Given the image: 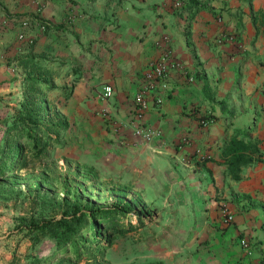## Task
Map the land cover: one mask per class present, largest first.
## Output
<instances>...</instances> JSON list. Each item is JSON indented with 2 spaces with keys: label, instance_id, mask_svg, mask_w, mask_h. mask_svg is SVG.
Segmentation results:
<instances>
[{
  "label": "crops",
  "instance_id": "crops-1",
  "mask_svg": "<svg viewBox=\"0 0 264 264\" xmlns=\"http://www.w3.org/2000/svg\"><path fill=\"white\" fill-rule=\"evenodd\" d=\"M244 3L0 0V110L21 100L27 78L48 81L51 121L81 126L72 131L81 154L170 209L161 218L173 223L166 231L176 246L163 264L264 262V27L251 23ZM27 17L47 25L25 32L29 46L17 39ZM166 51L182 71L169 69L167 90L145 95L141 122L158 132L145 143L133 134V97ZM204 117L212 124L201 126ZM233 136L257 149L237 181L221 156ZM175 206L184 211L172 213ZM242 237L251 247L245 257Z\"/></svg>",
  "mask_w": 264,
  "mask_h": 264
},
{
  "label": "rangeland",
  "instance_id": "rangeland-1",
  "mask_svg": "<svg viewBox=\"0 0 264 264\" xmlns=\"http://www.w3.org/2000/svg\"><path fill=\"white\" fill-rule=\"evenodd\" d=\"M244 4L249 7L246 1ZM253 9L259 17L260 11L264 12V0H251L249 12L252 13ZM27 94L25 87V95L21 96L19 102L10 106L5 104L0 110V149L4 148L3 132L11 124L15 113L20 111V103ZM48 97L45 93L39 101L43 108L37 107L36 110L41 117L51 121L56 113ZM57 120L60 118L57 117ZM70 126L59 134L57 143L49 142L48 151L40 159L25 144L13 146V149L21 148L20 169L0 176V264L167 263L165 257L176 245L175 239L167 236L166 231L168 225L173 223L165 221L161 214L169 213L170 209L152 203L158 198L161 201V197L154 196L152 192L148 197L142 196L129 180L113 178L103 165L102 168L93 166L80 152L82 141L75 140L72 133L73 129L78 132L81 126L74 123ZM117 191L141 199L147 217L144 219L146 224L125 235H116L111 247L102 254L94 251L89 258L81 256L75 259L71 252L59 257L49 237L42 236L35 244L30 238L33 237L28 234L31 222L40 224L59 219L72 208L73 203L83 211L110 206L115 199L113 193ZM176 209L184 211L182 206H175L172 213H177ZM221 211L222 214L226 213L224 206ZM130 217L131 222L136 223L135 217ZM122 224H125V220Z\"/></svg>",
  "mask_w": 264,
  "mask_h": 264
},
{
  "label": "trees",
  "instance_id": "trees-1",
  "mask_svg": "<svg viewBox=\"0 0 264 264\" xmlns=\"http://www.w3.org/2000/svg\"><path fill=\"white\" fill-rule=\"evenodd\" d=\"M241 1H246L251 9V0ZM192 5H197V2H193ZM255 13H251V23L253 25L258 23L264 27V12L260 11L259 17ZM38 22L47 28L46 23L39 20ZM26 86L28 94L20 103V111L15 113L11 124L3 132L4 148L0 149V176L20 169L21 148L13 149V146L25 144L30 152L40 159L48 151L49 142L57 143L59 134L69 129L64 120L47 121L36 110L37 107L43 108L39 101L43 99L49 85L38 78H27ZM256 153L254 143L237 139L236 136L231 137L221 151L226 167L225 174L237 181L240 169L255 161ZM113 194L115 199L110 206L83 211L73 203L72 208L59 219L40 224L31 222L28 234L33 235L30 238L34 244L42 236L49 237L59 257L67 256L71 252L74 253L75 259L81 256L89 258L94 251L102 254L111 247L116 235H125L143 228L146 224L144 205L139 197L127 196L122 191ZM130 216L135 217L136 223L131 222ZM123 220L125 224H122Z\"/></svg>",
  "mask_w": 264,
  "mask_h": 264
},
{
  "label": "built area",
  "instance_id": "built-area-1",
  "mask_svg": "<svg viewBox=\"0 0 264 264\" xmlns=\"http://www.w3.org/2000/svg\"><path fill=\"white\" fill-rule=\"evenodd\" d=\"M19 33L17 39L24 42L26 45H31L33 42V37L31 35H26L25 32L29 31L33 27L43 31L45 28L43 24L39 23L38 20L34 17H27L18 22ZM169 69H175L182 71L179 64L174 60L168 51L162 54V57L159 61H152L150 63V72L143 75V83L139 91L133 97L132 105V120L135 122L134 127V136L140 138L143 142L148 143L153 137L158 136V132L154 129H151L145 126L141 121L143 113L147 108V100L145 95L151 92L166 91V76ZM187 79L192 80L191 77ZM156 89V90H155ZM154 92V93H156ZM112 95V89L109 85H105L102 88V97L109 98ZM161 102V97L159 95L154 96L153 103L158 105ZM212 119L204 118L201 120V126H206L212 124ZM198 160H203L204 156L195 153ZM231 216L227 213L224 214V223H230ZM239 247L242 251L243 257L248 256L251 252V247L246 238L242 237L238 241ZM237 264H245L243 261L238 262ZM259 264H264L261 262Z\"/></svg>",
  "mask_w": 264,
  "mask_h": 264
}]
</instances>
